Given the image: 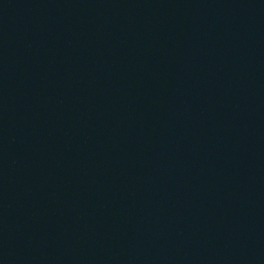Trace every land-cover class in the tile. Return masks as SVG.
<instances>
[{"label": "water", "instance_id": "water-1", "mask_svg": "<svg viewBox=\"0 0 264 264\" xmlns=\"http://www.w3.org/2000/svg\"><path fill=\"white\" fill-rule=\"evenodd\" d=\"M0 264H264V0H0Z\"/></svg>", "mask_w": 264, "mask_h": 264}]
</instances>
